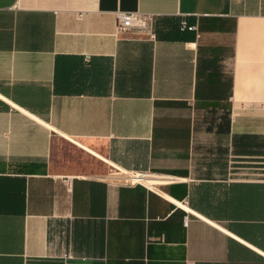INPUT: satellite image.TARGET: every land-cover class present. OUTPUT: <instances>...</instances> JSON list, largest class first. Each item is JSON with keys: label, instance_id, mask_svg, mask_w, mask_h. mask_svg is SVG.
Instances as JSON below:
<instances>
[{"label": "crops", "instance_id": "0c3cea01", "mask_svg": "<svg viewBox=\"0 0 264 264\" xmlns=\"http://www.w3.org/2000/svg\"><path fill=\"white\" fill-rule=\"evenodd\" d=\"M253 164L264 0H0V264H264Z\"/></svg>", "mask_w": 264, "mask_h": 264}, {"label": "built area", "instance_id": "2783aa9c", "mask_svg": "<svg viewBox=\"0 0 264 264\" xmlns=\"http://www.w3.org/2000/svg\"><path fill=\"white\" fill-rule=\"evenodd\" d=\"M114 30L115 34L135 33L146 37L148 40L154 39L153 32V16L139 12H116L114 14ZM180 28L188 31H195L194 26H186L182 21ZM260 256L264 259V252H260Z\"/></svg>", "mask_w": 264, "mask_h": 264}, {"label": "rangeland", "instance_id": "374dc122", "mask_svg": "<svg viewBox=\"0 0 264 264\" xmlns=\"http://www.w3.org/2000/svg\"><path fill=\"white\" fill-rule=\"evenodd\" d=\"M254 162H260V160H253ZM252 167H264V165H260V164H253V165H251ZM111 173H113L114 171L112 170V171H110ZM252 173L254 174L253 176H252V178L253 179H256V178H260V176H256L255 174L256 173H258V174H260L261 173V171H259V170H254V171H252Z\"/></svg>", "mask_w": 264, "mask_h": 264}]
</instances>
